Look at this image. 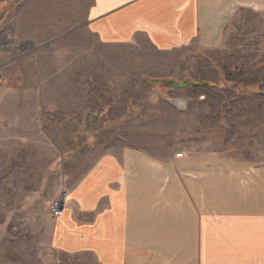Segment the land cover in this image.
<instances>
[{"label":"crops","instance_id":"1","mask_svg":"<svg viewBox=\"0 0 264 264\" xmlns=\"http://www.w3.org/2000/svg\"><path fill=\"white\" fill-rule=\"evenodd\" d=\"M242 9L264 12V0H0V20L19 37L91 39L95 47L141 41L174 54L218 47ZM162 80L166 93L187 87ZM5 88L0 85V149L24 138L16 132L26 130L22 122L36 123L38 107ZM164 102L175 118L186 112L179 95ZM169 133L161 147L101 148L64 183L50 240L66 259L58 264H264V162L193 149Z\"/></svg>","mask_w":264,"mask_h":264},{"label":"rangeland","instance_id":"2","mask_svg":"<svg viewBox=\"0 0 264 264\" xmlns=\"http://www.w3.org/2000/svg\"><path fill=\"white\" fill-rule=\"evenodd\" d=\"M0 71L7 94L38 106L36 123L16 132L24 138L0 149V264L66 261L50 245V205L101 148L161 147L171 132L193 149L264 162V12L239 11L216 48L174 54L141 41L95 47L91 39L19 37L3 19ZM162 79L189 88L166 93ZM168 94L185 98L183 116H171Z\"/></svg>","mask_w":264,"mask_h":264},{"label":"built area","instance_id":"3","mask_svg":"<svg viewBox=\"0 0 264 264\" xmlns=\"http://www.w3.org/2000/svg\"><path fill=\"white\" fill-rule=\"evenodd\" d=\"M182 153H177L176 156H181ZM64 198H65V194L62 195V197L56 201H53L50 205V209L52 212V215L54 217H57L61 214L62 211V206H63V202H64Z\"/></svg>","mask_w":264,"mask_h":264}]
</instances>
